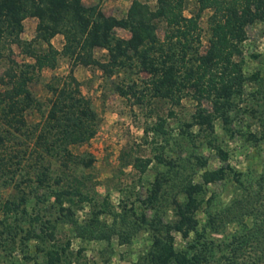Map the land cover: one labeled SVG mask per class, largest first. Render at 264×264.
Instances as JSON below:
<instances>
[{"label":"trees","instance_id":"trees-1","mask_svg":"<svg viewBox=\"0 0 264 264\" xmlns=\"http://www.w3.org/2000/svg\"><path fill=\"white\" fill-rule=\"evenodd\" d=\"M99 1L86 4L83 0H0V46L14 43L31 57L23 61L9 57L0 72V124L10 131L30 135L35 149L60 152L62 175L54 180L61 185L51 194L57 204L56 218L61 220L73 221L71 205L89 198L81 188L84 182L70 169L74 161L89 164L91 159L77 158L67 146L89 140L98 128L92 100L82 92L73 73L75 65L96 66L104 75L116 68L144 72L140 83L132 79L116 85L117 90L132 103L159 97L177 104L189 96L196 106L186 124L212 132L215 118H220L224 126L230 122L234 97L242 93L247 78L241 60L240 42L246 34L243 24L264 19V0H195L197 9L191 14L184 13L187 0H155L153 8L145 0H130L121 16L105 13ZM206 8L210 10L206 17L208 36L201 49L199 16ZM26 16L37 19L34 35L29 39L19 35ZM158 21L164 24L161 36L156 32ZM116 27L125 29L128 35H116ZM56 33L63 38L60 48L50 41ZM96 49L104 50L103 57L95 55ZM61 56L67 58L69 68L65 74L49 78L46 87L50 95L40 101L32 94L29 83L40 78L42 68H54ZM251 78L264 84V75L253 72ZM203 100L209 105H203ZM30 109L40 115L32 123L25 118ZM164 122L163 117H158L150 129L166 139ZM260 122L259 132L251 133L255 142H262L261 169L253 180L244 182L239 172L225 164L204 170L200 181L185 183L183 197L172 199L174 218L158 221L152 229L151 245L144 256L146 264H264V109ZM3 142L0 134V144ZM159 146L154 158L168 164L162 145ZM217 150L224 159L225 151ZM150 161L148 156H136L133 165L143 172ZM3 164L0 162V168ZM39 174L37 180L41 183L46 172L41 170ZM166 176L156 172L146 201L155 200ZM228 176L237 186L226 203L207 211L205 222L199 226L197 212L205 202L207 184ZM9 203L13 205L9 200L3 203L6 210L10 209ZM104 210V204H99L82 231H96L97 214ZM246 217L250 218L249 223ZM33 218L40 220L37 214ZM230 223H236V227L226 241L205 237L219 233ZM53 227L48 219L40 220V234L35 233L46 242L41 249L43 264H59L65 257L66 247L53 242ZM174 232L185 239L184 246L175 245Z\"/></svg>","mask_w":264,"mask_h":264},{"label":"rangeland","instance_id":"rangeland-1","mask_svg":"<svg viewBox=\"0 0 264 264\" xmlns=\"http://www.w3.org/2000/svg\"><path fill=\"white\" fill-rule=\"evenodd\" d=\"M145 1L154 7L155 0ZM83 2L89 4L96 0ZM129 2L100 0L99 5L105 13L121 16ZM196 9L195 0L186 1L185 14L194 13ZM209 12L208 8L203 9L199 16L201 49L207 43ZM36 20L34 16L23 18L19 33L22 38L34 35ZM163 26V22L158 21L159 36ZM243 28L246 34L240 42L241 60L247 78L242 93L234 97L230 122L224 126L220 118H215L212 132L196 124H186L196 106V101L189 96L181 98L177 104L159 97L132 103L117 90L116 85H124L132 79L140 83L144 72L137 74L133 69L116 68L110 75H104L96 66H74L73 73L80 81L81 90L91 98L97 112L98 128L89 140L67 146L77 158L91 159L89 164H83L82 160L71 163L72 174L84 182L81 188L89 197L71 205L73 221L56 218L57 204L51 194L61 185L54 180L62 175L60 152L35 149L30 135L10 131L0 124L4 138L0 144V162L4 163L0 168V264H43L41 249L46 242L35 233L40 234V220L46 219L50 225L54 224L53 242L66 247L65 257L59 264H146L144 256L151 245L152 229L158 221L174 218L172 199L183 197L185 183L200 181L204 170L225 164L239 172L244 182L253 180L261 169L262 142H255L251 133H258L261 128L264 84L252 79L251 74L264 75V19L244 23ZM114 32L118 36L128 35L120 27ZM62 40V35L56 33L50 41L60 48ZM103 51L96 49L94 53L103 57ZM9 57L16 61L31 60L14 43L0 46V72L7 66ZM68 68L67 58L62 56L54 68H42L40 78L29 83L34 97L46 101L50 95L46 82L52 75L65 74ZM202 104L209 105L207 100ZM158 117L165 119L166 139L150 129ZM25 118L32 123L40 115L30 109ZM159 145L168 164L158 163L154 158ZM218 148L225 151L224 159ZM136 156L151 158L143 172L133 165ZM41 170H45L46 177L40 183L37 176ZM158 170L167 176L161 181L155 200L149 202L146 195ZM235 186L237 183L231 176L207 184L205 202L197 212L199 226L205 222L208 210L228 201ZM6 200L13 201V205L8 204L9 210L3 204ZM99 204H104L105 210L97 214L98 228L94 232L82 231ZM36 214L38 221L33 218ZM245 220L249 223L250 218ZM235 227L236 223H230L219 233H208L205 237L223 242ZM174 242L177 247L185 245V239L177 232H174Z\"/></svg>","mask_w":264,"mask_h":264}]
</instances>
